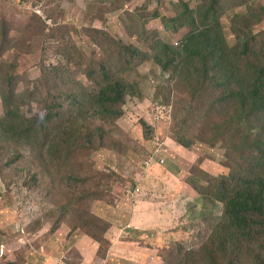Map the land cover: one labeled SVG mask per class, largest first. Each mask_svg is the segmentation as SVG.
<instances>
[{
    "label": "trees",
    "instance_id": "1",
    "mask_svg": "<svg viewBox=\"0 0 264 264\" xmlns=\"http://www.w3.org/2000/svg\"><path fill=\"white\" fill-rule=\"evenodd\" d=\"M64 1L40 0L58 10ZM145 2L131 12L135 29L141 25L132 36L144 43L142 47L112 35L103 27L106 19L94 16L88 6L85 31L100 45L101 59L87 57L68 25L49 14L46 20L39 19L50 25L47 39L54 38L55 44L46 46L40 75L34 82L27 81L25 92L20 90L24 76L18 73V55L12 62H0V172L7 184L18 176L49 186L53 209L48 217L57 218L53 229L69 224L72 231L95 241L98 256L107 259L118 246L114 224L88 205L100 192L92 154L115 149L128 137L119 121L129 97L144 99L140 66L153 60L169 75L166 85L154 89L153 99L163 97L160 112L162 123H170V137L185 148L197 140L205 143L202 137H232L237 143L233 149L237 174L219 177L213 192L223 204L221 219L198 249L189 250L173 239L170 244L178 248L170 252V259L175 264H264V7L259 0H199L194 8L178 0L172 4L174 16L168 18L175 26V42L168 43L158 30L146 29L147 22L162 20L161 2L155 8ZM224 16H228L232 44L224 33ZM14 39L2 22L0 59L11 49L21 50ZM50 52L63 60L49 61ZM30 101L37 108L28 117L23 106ZM192 123L199 124L201 134ZM143 125L147 136L158 132L154 121ZM42 137L49 147L41 144ZM58 189L66 198L56 197ZM176 232L179 236L182 229ZM143 236L131 243L139 247L135 251L142 259L147 253L139 249L153 244H146ZM75 249L79 258H86L80 247ZM167 250L159 253L165 263Z\"/></svg>",
    "mask_w": 264,
    "mask_h": 264
},
{
    "label": "rangeland",
    "instance_id": "2",
    "mask_svg": "<svg viewBox=\"0 0 264 264\" xmlns=\"http://www.w3.org/2000/svg\"><path fill=\"white\" fill-rule=\"evenodd\" d=\"M144 1L66 0L58 10L55 5L48 6L40 0H0V24L4 22L12 30L16 38L14 41L21 45L20 51L11 49L4 54L0 62H12L18 55V73L24 76L20 82V90L25 92L27 81L34 82L40 75L39 65L44 60L46 46L55 44L54 38L47 39L50 25H45L39 19L40 17L46 20L49 14L68 25L71 36L87 57L94 56L96 59H101L104 53L100 45L96 46L92 36L85 31L86 25L89 24L87 23L88 6L94 9V16L102 20L106 19L107 26L103 27L112 35L126 43L132 42L142 47L144 43L138 42L132 36V31L136 32L141 25L135 29L137 26L131 17V12L144 4ZM177 1L146 0L145 2V6L149 5L150 8L157 7L161 2L158 8L162 12V20L147 22L146 29L158 30L160 37L168 43L175 42V26L168 18L174 16L172 4ZM185 1L194 8L199 2V0ZM259 1L264 7V0ZM101 7L104 8L103 11ZM227 18L228 16H224L222 19L223 29L228 42L232 44L234 37L229 30ZM262 27L264 28V24ZM144 48L150 51L146 46ZM57 59L63 60L53 53L49 55V61L58 62ZM140 71L145 77L144 99L129 97V102L125 105L126 114L119 121L128 137L124 138L122 144L115 149H100L92 154L95 167L99 171L97 189L100 192L99 197L94 199L91 197L88 205L91 211L114 224L113 238L118 247H133L134 250L139 248L131 244L132 239H137V235L134 236L130 232L131 228L128 227L131 211H134L135 207L136 223L153 226L158 221L159 224L155 228L158 230L155 231L156 237L147 236V233L143 236L146 237L144 241L146 244L153 243L145 249H139L147 253V256H144V259L141 256L138 260L126 262L114 254L113 247L108 258L103 260L98 256L97 243L90 237L80 234L78 230L72 231V227L66 223L59 225L57 230L53 229L57 218L48 217L53 209L48 198L52 191L49 186L35 183L30 178L20 180L18 176L7 184V177L0 172V264H70L81 261L82 264H175V261L170 259L172 255L170 252L177 251L178 248L176 243L170 244L175 241L173 239L180 240L189 250L198 249L206 242L223 213V204L213 196L215 184L219 177H229L231 173L237 174L238 171L235 170L233 163V149L237 143L232 137H202L200 140L205 143L197 140L191 148H185L176 142L174 137L169 136L170 123H162L160 111L163 97L153 99L154 89L166 85L169 75L164 74L153 60H147L142 64ZM83 75L82 73L80 76L85 80ZM157 102H160L161 106L159 114L154 116L152 107ZM36 108L35 101L23 106L28 117L36 111ZM2 115L0 99V117ZM219 118L220 116L217 120ZM143 121L148 123L154 121L158 132L155 131L154 135L147 136ZM210 123L215 125V128L218 127L213 121ZM192 124L201 134L202 129L199 124ZM41 144L49 147L44 143L43 137ZM160 147V157L164 158V163L159 159L160 161L151 167L152 158L148 163L145 161ZM196 167L198 168L195 169ZM165 170H171L177 175L176 178L171 179L182 180L180 187L174 188L175 190L179 192L183 183H187L192 188L195 193L193 202L187 203L186 199H181L182 195L173 196L169 187L161 188L155 184L156 179H162L167 183ZM167 184L170 186L169 183ZM174 184L171 183L172 186ZM58 190L56 197L66 198L63 191ZM154 216L160 217V221ZM74 224L78 222L74 221ZM177 229H182V234L179 236ZM78 247L81 251L89 253L88 257L79 258L78 250L75 249ZM161 247L168 248L166 263L162 257H159ZM123 252L125 250L121 249L118 255H123Z\"/></svg>",
    "mask_w": 264,
    "mask_h": 264
},
{
    "label": "crops",
    "instance_id": "3",
    "mask_svg": "<svg viewBox=\"0 0 264 264\" xmlns=\"http://www.w3.org/2000/svg\"><path fill=\"white\" fill-rule=\"evenodd\" d=\"M154 163H156V162H154ZM154 163L151 164V167L155 165ZM151 171L152 170H150V172ZM166 175H168V176L166 177ZM176 177H177V175L174 174L171 170H165V178H167V183H169L170 186L167 183H164V181L162 179H156L155 180V184H158L161 188L166 187V189H167L169 187V191L173 193V196L177 195V194L179 196L182 195L181 199L182 200L186 199L187 203L193 202V200H194V198H193L194 196L193 195L195 193L192 190V188L187 183H183V186L181 187V190L178 192L177 189L182 184V180L179 179V181H176L175 179H171V178H176ZM169 181H171V182H169ZM171 183H175V184L172 186ZM174 188H177V189L175 190ZM195 196H197V195H195ZM148 208H149V205H148ZM135 214H136V207H135L134 211H132L131 220H130V223L128 224V227L131 228L130 232H132L134 234V236L137 235V237L140 236V234H143V233H148V234L154 235L156 237L157 233L155 231H158V230L155 229V228L159 224V222L156 221L153 226H144L142 223H136L135 222ZM154 218L155 219L157 218L160 221V217L154 216ZM131 221H132V224H131ZM160 225L162 226L161 222H160ZM173 229H175V228H173ZM72 248H73V246H72ZM121 249L125 250V252H123V255H118V254H120V253H118V251H121ZM114 250H115L114 254L116 256H118L119 258H121L122 260L126 261V262H133L135 260H138V259H136L137 257L138 258L141 257V255H137L136 254V251H135L136 249L133 250V248H129L127 246H125V248L116 247ZM126 250L129 251V252H126ZM82 253L86 257H88V255H89V253H87L85 251L82 252Z\"/></svg>",
    "mask_w": 264,
    "mask_h": 264
},
{
    "label": "built area",
    "instance_id": "4",
    "mask_svg": "<svg viewBox=\"0 0 264 264\" xmlns=\"http://www.w3.org/2000/svg\"><path fill=\"white\" fill-rule=\"evenodd\" d=\"M160 102H157L154 104V107L156 108V114H159V110H160ZM155 114V115H156ZM155 123V122H154ZM156 124V123H155ZM156 126V125H155ZM159 140V139H158ZM161 152V148H159V150L157 151V154L155 155V157H153L154 159H159V153ZM162 163H164V160L162 159L161 161Z\"/></svg>",
    "mask_w": 264,
    "mask_h": 264
},
{
    "label": "clouds",
    "instance_id": "5",
    "mask_svg": "<svg viewBox=\"0 0 264 264\" xmlns=\"http://www.w3.org/2000/svg\"><path fill=\"white\" fill-rule=\"evenodd\" d=\"M158 139H159L160 142H161V139H160V138H158ZM160 148H161V147H160ZM160 153H161V152H160ZM160 153H159V159H161V160L163 159V160H164V158H161V157H160ZM156 154H157V152H156L154 155L151 156V158H152L151 164L154 163V162H157V161L159 162V161H160L159 159H154V158H153V157H155ZM146 162L148 163V161H146ZM146 162H145V163H146ZM158 164H160V163H158ZM160 165H161V164H160Z\"/></svg>",
    "mask_w": 264,
    "mask_h": 264
}]
</instances>
